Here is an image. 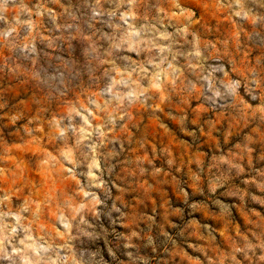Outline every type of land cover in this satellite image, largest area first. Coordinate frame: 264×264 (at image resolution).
Returning a JSON list of instances; mask_svg holds the SVG:
<instances>
[{
  "label": "clouds",
  "instance_id": "1",
  "mask_svg": "<svg viewBox=\"0 0 264 264\" xmlns=\"http://www.w3.org/2000/svg\"><path fill=\"white\" fill-rule=\"evenodd\" d=\"M0 264H264V0H0Z\"/></svg>",
  "mask_w": 264,
  "mask_h": 264
},
{
  "label": "rangeland",
  "instance_id": "2",
  "mask_svg": "<svg viewBox=\"0 0 264 264\" xmlns=\"http://www.w3.org/2000/svg\"><path fill=\"white\" fill-rule=\"evenodd\" d=\"M162 191L167 193L168 190L167 189H163ZM177 195H179V193H177ZM168 198L171 199V196H169ZM153 199L155 200V197H153ZM204 211H205L206 215H211L212 214L211 211L207 207H205Z\"/></svg>",
  "mask_w": 264,
  "mask_h": 264
}]
</instances>
